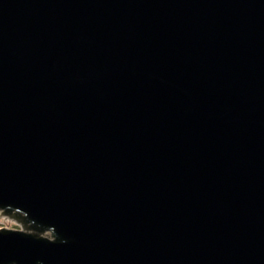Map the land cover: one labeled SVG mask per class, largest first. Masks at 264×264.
<instances>
[{
	"label": "water",
	"instance_id": "1",
	"mask_svg": "<svg viewBox=\"0 0 264 264\" xmlns=\"http://www.w3.org/2000/svg\"><path fill=\"white\" fill-rule=\"evenodd\" d=\"M0 264H264V0H0Z\"/></svg>",
	"mask_w": 264,
	"mask_h": 264
},
{
	"label": "rangeland",
	"instance_id": "2",
	"mask_svg": "<svg viewBox=\"0 0 264 264\" xmlns=\"http://www.w3.org/2000/svg\"><path fill=\"white\" fill-rule=\"evenodd\" d=\"M24 223L25 222L19 221L14 217L6 215L4 211L0 210V228L19 229L27 231Z\"/></svg>",
	"mask_w": 264,
	"mask_h": 264
}]
</instances>
